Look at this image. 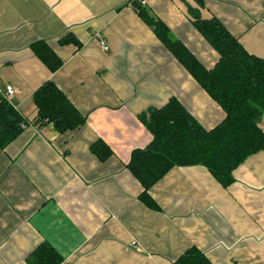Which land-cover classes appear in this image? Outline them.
Returning <instances> with one entry per match:
<instances>
[{"label": "crops", "instance_id": "crops-1", "mask_svg": "<svg viewBox=\"0 0 264 264\" xmlns=\"http://www.w3.org/2000/svg\"><path fill=\"white\" fill-rule=\"evenodd\" d=\"M130 1L0 0V94L13 86L10 103L33 122V93L54 80L87 115L65 133L29 126L0 148V264H28L45 242L62 264H176L192 246L211 264H264V150L234 170L228 187L205 166H176L150 190L159 210L140 201L142 186L128 164L152 134L139 114L171 97L208 130L226 114ZM145 1L208 66L218 54L186 4L218 17L264 58V0ZM67 33L81 45H60ZM38 40L63 59L56 72L33 52ZM259 124L264 131V114ZM97 140L113 150L106 161L91 151Z\"/></svg>", "mask_w": 264, "mask_h": 264}, {"label": "trees", "instance_id": "trees-1", "mask_svg": "<svg viewBox=\"0 0 264 264\" xmlns=\"http://www.w3.org/2000/svg\"><path fill=\"white\" fill-rule=\"evenodd\" d=\"M196 1L199 6L204 5L202 0ZM130 2L226 114L218 125L208 130L176 97L139 114L152 140L146 147L133 150L128 169L142 186L140 201L152 210H159L150 190L172 168L205 166L222 186L228 187L235 181L234 170L251 155L264 150V131L259 124L264 114V58L247 51L218 17L204 18L198 7L186 4L192 25L218 54L216 62L208 66L149 7L135 0ZM58 43L81 45L72 33L63 35ZM31 48L51 72L63 66V59L47 41L38 40ZM33 101L37 115L30 122L0 94V148L10 144L29 125L52 124L59 133H65L87 121V115L54 80L43 82L34 91ZM91 151L101 161L113 154L103 140L94 142ZM63 261L60 252L47 242L28 256V264H62ZM175 263L211 264V261L192 246Z\"/></svg>", "mask_w": 264, "mask_h": 264}, {"label": "built area", "instance_id": "built-area-1", "mask_svg": "<svg viewBox=\"0 0 264 264\" xmlns=\"http://www.w3.org/2000/svg\"><path fill=\"white\" fill-rule=\"evenodd\" d=\"M135 1H138L141 5H145L146 4V1L145 0H135ZM100 44L102 45L103 49L104 50H108L109 49V45L107 44V42L105 41V39H100ZM3 96L9 100V98L15 93V88L11 85H7L6 89L4 92H2ZM29 126H35V127H38L37 125H29ZM26 128V126H24ZM28 128V127H27ZM133 247L137 248V249H140L137 241H133Z\"/></svg>", "mask_w": 264, "mask_h": 264}]
</instances>
